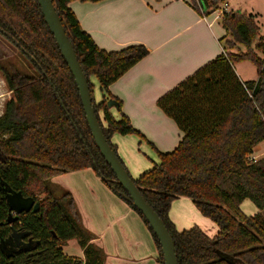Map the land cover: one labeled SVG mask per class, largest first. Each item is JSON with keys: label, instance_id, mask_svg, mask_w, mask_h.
Listing matches in <instances>:
<instances>
[{"label": "trees", "instance_id": "obj_1", "mask_svg": "<svg viewBox=\"0 0 264 264\" xmlns=\"http://www.w3.org/2000/svg\"><path fill=\"white\" fill-rule=\"evenodd\" d=\"M72 1L53 0L66 34L85 73L92 103L103 133L145 200L171 234L179 264H264V157L255 161L254 148L264 142V35L257 16L240 10L224 12L223 52L158 100L159 108L184 133L178 147L158 153L159 162L134 178L111 141L115 134L145 136L122 111V102L109 87L147 57L141 44L106 51L96 44L69 7ZM202 17L220 9L225 0H187ZM0 33L39 71L35 77L0 68L12 97L0 117V174L12 189L39 204L38 213L10 224L9 206L0 192V264H104L105 250L94 241L71 192L52 180L91 169L105 185L136 212L157 246L159 241L143 215L127 198L98 148L73 74L42 13L38 0H0ZM245 52L236 53L239 46ZM251 62L257 80L242 81L235 65ZM91 77L103 95L97 103ZM116 102L120 118L108 105ZM57 191L62 195L57 196ZM191 199L219 233L211 238L195 226L178 231L170 218L172 203ZM250 200L259 212L246 215ZM15 227H18L17 230ZM13 229L25 234L16 246ZM77 240L84 259L68 256L63 247ZM8 250L16 248V252ZM18 248V249H17Z\"/></svg>", "mask_w": 264, "mask_h": 264}, {"label": "crops", "instance_id": "obj_2", "mask_svg": "<svg viewBox=\"0 0 264 264\" xmlns=\"http://www.w3.org/2000/svg\"><path fill=\"white\" fill-rule=\"evenodd\" d=\"M256 6L263 9L257 2ZM69 7L99 48L110 52L141 44L149 49V55L113 83L109 90L122 102V111L130 118L135 129L143 130L141 127L143 121H137V117L144 119L149 113L161 115L160 122L172 132L175 131L178 139L166 134L162 137V130L159 129V135L163 139V142L160 140L162 145H158L159 151L163 153L174 151L182 141L184 133L175 122L173 124L169 120L171 118L161 114L158 100L223 52L221 40L226 36V31L220 18L216 17L217 13L202 17L187 0H103L97 3L72 1ZM228 8L234 10L231 9L230 3L226 2L218 11L224 14L230 11ZM262 9L240 11L262 17L264 15ZM245 62L249 61L236 65H243ZM235 70L242 81L257 80V69L255 77L245 76L243 70L239 71L237 66ZM102 99L103 95L100 92L96 98L97 103ZM110 111L117 119L120 118L116 107H112ZM166 132L164 129V133ZM111 141L117 146L124 163L131 168L136 152V137L115 134ZM263 157L264 142L254 148L252 155L256 161ZM146 168L147 166L131 168L130 172L134 178H138ZM82 171L60 175L52 182L59 190H67L74 196L85 227L97 235L94 242L106 252L104 264H161L158 261L157 246L141 218L125 202L123 203V200H119L106 190L107 188L97 183L100 193L105 198V205L110 206L105 212L113 211L120 215L111 216L112 219L102 229L92 223L91 211L86 204L94 200L89 196L88 190L82 191L63 184V177L92 170ZM94 195L96 200L97 194ZM246 202L247 200L241 205L244 213L246 212L243 207ZM258 212L259 209L256 207L252 213L246 214L253 216ZM169 215L178 231L198 226L211 238L219 233V227L204 217L189 198L181 197L175 200ZM109 235L111 236L108 237ZM70 243L76 247L72 246L74 252L67 250ZM63 250L68 256L84 259L83 250L77 240H70Z\"/></svg>", "mask_w": 264, "mask_h": 264}, {"label": "rangeland", "instance_id": "obj_3", "mask_svg": "<svg viewBox=\"0 0 264 264\" xmlns=\"http://www.w3.org/2000/svg\"><path fill=\"white\" fill-rule=\"evenodd\" d=\"M257 3H259L263 9H264V0H255ZM230 3L231 9L237 10H244V11H251V9H262L258 8L256 6V2H253V0H247V1H241V0H225V3ZM224 3V4H225ZM222 4L221 6H223ZM220 6V7H221ZM229 9V8H228ZM262 9V10H263ZM230 10V9H229ZM264 13V10H263ZM257 22L261 28V33L264 34V15L262 17L257 16ZM260 17V18H259ZM221 21V20H220ZM240 50L236 49L235 52L238 53L240 51L245 52L246 49L244 46H239ZM243 65H235L239 69V71H242L245 73V76L255 77L256 76V67L251 62H245L242 63ZM4 68L9 71H16L26 76L35 77L39 74V71L32 65V63L29 61V59L22 54L9 40H7L1 33H0V68ZM91 83L94 85L93 91H94V97L97 98V95L100 94V87L98 84V81L95 77H91L90 79ZM12 97L11 92L9 91L5 78L3 76V73L0 70V117L4 113V108L6 105V102ZM161 114L164 116L165 113L161 110ZM161 115L158 114H148V117L142 119L137 117V121L142 122V129H137L140 131L146 138L142 139L136 135H134L137 139L136 143V152L133 156L131 168L138 169L142 166H147L145 172L151 170L154 166V164L158 163L159 157L156 150L153 148V146L149 143L151 142L158 150L160 149L158 145H162L163 139H161V136L164 137L166 135H170L171 137L177 138V133L172 132L170 129H168L166 126H164L162 121ZM173 124L174 121L169 119ZM135 128V127H134ZM161 129V136L159 135L158 130ZM164 129L167 130L166 133H164ZM180 132V131H179ZM160 140L162 142H160ZM115 145V144H114ZM165 147V146H162ZM122 159V158H121ZM126 165V164H125ZM127 166V165H126ZM129 172L131 171L130 166H127ZM83 172V171H82ZM85 173H78V175H70L68 177H63V184H67V186H71L74 189H80L82 191L88 190L89 196L94 200V202L87 203V207L90 209V218L92 223L98 227L99 229L105 228L107 225V222L110 221L111 216L113 215H120L116 214L112 211V213L108 212L106 208H109L110 206H106L104 203V196L100 193L99 187L97 184H101L106 190H109L111 194L115 195L117 198H119L113 191H111L103 182V180L98 177L94 171H84ZM90 172V173H87ZM132 173V172H130ZM91 174V175H87ZM132 175V174H131ZM97 183V184H96ZM79 190V191H80ZM78 191V190H77ZM79 193V192H78ZM82 193V192H81ZM94 194H97V199L95 200L93 196ZM62 195L61 191H57V196ZM107 199V198H106ZM119 200H122L119 198ZM124 203V201H122ZM256 209V206L250 201L247 200L246 204L243 207V210L246 213H252ZM100 210L102 212H100ZM136 213V212H135ZM245 213V214H246ZM138 215V214H137ZM247 215V214H246ZM139 216V215H138ZM140 218V217H139ZM195 227V226H194ZM109 235L108 237H110ZM74 246L72 243L69 244L67 250L69 252H74Z\"/></svg>", "mask_w": 264, "mask_h": 264}, {"label": "water", "instance_id": "obj_4", "mask_svg": "<svg viewBox=\"0 0 264 264\" xmlns=\"http://www.w3.org/2000/svg\"><path fill=\"white\" fill-rule=\"evenodd\" d=\"M38 1L41 6L45 21L73 74L80 93L87 123L89 125L92 136L102 153V156L110 166L118 182L128 193L129 197L127 199L132 202L133 206L141 213V215L144 216L147 223L150 225L151 229L156 235L161 247V252L163 254L164 264H179L173 238L169 233V230L166 227L164 221L145 200L140 190L131 179L124 165L118 158L117 154L111 148L103 133L95 109L93 107L88 79L82 70L77 54L66 34L53 0ZM108 105L110 108L117 106L116 102L114 101H109ZM5 192L7 193L6 200L9 206V211L11 214L10 216H12L13 214L22 215L31 211L34 213L39 212V204L36 203L32 197H24L21 192H16L11 188H5ZM17 218L18 217H15L14 219L16 220ZM8 221L12 222L13 220L9 219Z\"/></svg>", "mask_w": 264, "mask_h": 264}, {"label": "flooded vegetation", "instance_id": "obj_5", "mask_svg": "<svg viewBox=\"0 0 264 264\" xmlns=\"http://www.w3.org/2000/svg\"><path fill=\"white\" fill-rule=\"evenodd\" d=\"M1 175V174H0ZM8 186V187H7ZM5 188H11L7 183H5L3 180H2V177H1V180H0V192H2L3 193V195L5 196V199H6V195H7V193L5 192ZM12 189V188H11ZM12 190H14V189H12ZM14 191H16V190H14ZM16 192H20V191H16ZM22 193V192H21ZM23 194V193H22ZM24 196V195H23ZM24 197H26V196H24ZM6 202H7V200H6ZM36 202V201H35ZM39 208H40V206H39ZM40 210V209H39ZM10 212V211H9ZM29 213H34V212H29ZM38 213V212H37ZM13 214V213H12ZM25 214H28V213H24V214H22V215H16V214H13L12 216H9V219H12L13 221L12 222H10V224H12V223H21V221H20V219H21V217H23V215H25ZM11 215V214H10ZM15 217H18L16 220L14 219ZM17 230L19 229L18 227H15ZM16 229H13L12 230V232H11V236H10V240L11 239H14V237H15V240H17L16 241V246L17 247H22V245H23V243H24V241L22 240V239H20L21 237H24L25 236V234L23 233V232H21V231H17ZM8 245V243H6L5 245H4V248H5V250L7 251V253H9V252H11V253H13V252H16V248H11V249H9L8 250V248H10V247H8L7 246ZM18 249V248H17Z\"/></svg>", "mask_w": 264, "mask_h": 264}, {"label": "built area", "instance_id": "obj_6", "mask_svg": "<svg viewBox=\"0 0 264 264\" xmlns=\"http://www.w3.org/2000/svg\"><path fill=\"white\" fill-rule=\"evenodd\" d=\"M217 13L216 17L220 18V20L222 19L223 17V12H220V11H215ZM214 13V12H213ZM256 161V160H255Z\"/></svg>", "mask_w": 264, "mask_h": 264}]
</instances>
